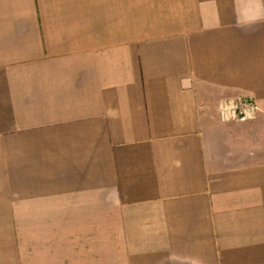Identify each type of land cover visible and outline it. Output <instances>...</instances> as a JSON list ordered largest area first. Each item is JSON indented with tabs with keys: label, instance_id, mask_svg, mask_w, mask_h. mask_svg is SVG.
Instances as JSON below:
<instances>
[{
	"label": "crops",
	"instance_id": "1",
	"mask_svg": "<svg viewBox=\"0 0 264 264\" xmlns=\"http://www.w3.org/2000/svg\"><path fill=\"white\" fill-rule=\"evenodd\" d=\"M0 264H264V0H0Z\"/></svg>",
	"mask_w": 264,
	"mask_h": 264
},
{
	"label": "built area",
	"instance_id": "2",
	"mask_svg": "<svg viewBox=\"0 0 264 264\" xmlns=\"http://www.w3.org/2000/svg\"><path fill=\"white\" fill-rule=\"evenodd\" d=\"M258 112L257 105L249 98L223 99L218 105V115L222 121L244 122L253 119Z\"/></svg>",
	"mask_w": 264,
	"mask_h": 264
}]
</instances>
